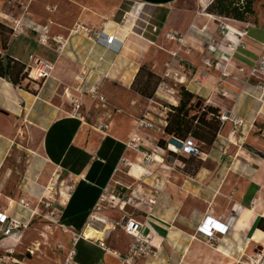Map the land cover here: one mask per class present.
Here are the masks:
<instances>
[{
  "label": "crops",
  "instance_id": "1",
  "mask_svg": "<svg viewBox=\"0 0 264 264\" xmlns=\"http://www.w3.org/2000/svg\"><path fill=\"white\" fill-rule=\"evenodd\" d=\"M138 1L142 8L128 15L126 26L105 22L108 16L100 14H82L69 29L49 20L51 37L68 40L62 55L40 45L30 29L19 37L7 29L17 19L28 27L49 21L0 9L6 26L0 28V54L26 65L27 73L40 59L54 66L48 79L27 76L19 86L0 77V213L23 224L19 239L0 229V264H64L73 248L70 232L86 233L92 213L108 222L90 226L97 236L77 242L75 264H126L132 238L122 226L130 219L143 225L157 251L155 258L135 264L264 261V73L259 68L264 24L180 9L179 0ZM80 23L115 36L120 49L100 45L82 31L74 34L76 26H84ZM222 24L233 33L222 35ZM170 32L184 36V46L169 41ZM161 40L166 48L157 45ZM157 52L168 62L161 72L155 66L150 71L161 79L171 74L174 97L161 92L145 98L133 87L140 68ZM84 81L98 87L105 101L81 93ZM177 87L194 94L201 109L213 107L220 117H229L220 120L211 145L194 138L200 157L174 153L165 133L168 108L161 102L178 106ZM146 114L155 128L138 129ZM100 125L110 127L99 130ZM134 134L143 138L141 152L126 147ZM161 140L165 147L159 146ZM154 145L161 148L158 161L146 165L144 153ZM154 195L157 203L147 204ZM107 199L112 205L104 207ZM206 222L224 225L225 233L209 242L199 230Z\"/></svg>",
  "mask_w": 264,
  "mask_h": 264
},
{
  "label": "built area",
  "instance_id": "2",
  "mask_svg": "<svg viewBox=\"0 0 264 264\" xmlns=\"http://www.w3.org/2000/svg\"><path fill=\"white\" fill-rule=\"evenodd\" d=\"M27 9L25 10V14L27 13ZM53 22L49 21L48 25L45 26H38L34 25L32 27H28L27 24H25L22 19H17L14 21L13 24L7 25L8 30L10 31L11 35L14 37H19L21 35H25L27 30L30 29L32 32L36 33L38 36L37 42L45 46L49 49H53L56 51L59 55H62L67 46H68V40L65 39L63 36H54L51 37V29ZM203 32H207V28L204 27ZM220 33L227 37L230 33H233L229 26L226 24H222L220 26ZM84 32L89 39L94 40L96 43L100 45H105L108 47H112L114 50H119L120 46L117 45V40L115 36L108 34L104 29L102 30H95L90 29L85 26H76L75 30H73L74 34H77L78 32ZM156 31V29H155ZM238 36H241L239 34H236ZM166 38L169 41L177 42L179 46H184L185 44V37L182 35H179L176 32H170L166 35ZM209 39L212 40V37L209 36ZM241 44V43H240ZM190 51L187 50V53ZM178 52L172 53L173 57H177ZM31 60H34V57H30ZM28 69V76L33 80H46L51 76V73L54 70L53 64L50 62L40 59L35 62L34 66L27 67ZM260 70L264 73V58L261 60L259 64ZM85 75V74H84ZM166 78H170L171 74L167 71L165 74ZM86 81L84 83L80 84V92L84 93L88 97L99 100L100 102H104L105 98L103 95L100 94L99 88L96 86H86ZM167 93L169 97H174L176 95V90L171 85H169L166 81H162L155 92V95ZM153 101V99H150ZM76 104V108H80V103H78L77 100L74 101ZM229 117L221 116L222 121L228 120ZM235 125H241L242 122L238 120H234ZM110 125H100L98 127L99 130H108ZM137 128L138 129H145V130H151L155 128L154 120L151 119L148 114L144 115L142 118H140L137 121ZM173 146H170L172 151L176 153L177 155H183L188 157H200L202 155L201 145L198 141H196L193 137L189 136L186 139H172ZM126 147L128 149H131L133 151L141 152V149L143 148V138L139 134H134L130 140L126 143ZM157 151H161V148L158 146H153V149L150 153H144L143 161L146 165H150L153 162L158 161V158L155 156L157 154ZM159 181L157 180L155 182V190L156 193L160 192V189H158ZM143 202L144 200H140ZM157 203V196L154 195L152 198H150L147 202V204L155 205ZM21 205L24 208H28L29 204L25 203L24 201H21ZM46 208L51 207V203L47 202L45 203ZM107 220L104 218L98 217L95 213H92L90 215L89 219V227H94V225L100 226V225H107ZM208 222V221H207ZM204 223L200 226L199 230L201 233L204 234V236L208 239L209 242L216 241V235L225 233L226 229L223 228L224 225H219V223L215 224L214 222L211 223L209 226L208 224ZM23 227V224L13 218H10L8 215L4 213H0V229L1 232L10 238L13 239H19L20 236L18 234V231ZM123 231L129 235L132 238V243L130 244L129 250L127 255L124 257V261L126 264H135L136 260L139 258H155L157 256V251L155 250L154 244H153V238L151 235H145L142 231L143 225L133 219H130L122 226ZM72 235L73 240V248L68 254L65 263L64 264H75L74 258L76 254V245L77 242L85 236V233H75L70 232ZM86 237V236H85ZM100 246L105 251H109V248L106 246V243L104 241H100ZM4 260L3 256H0V263ZM264 264V261L262 262Z\"/></svg>",
  "mask_w": 264,
  "mask_h": 264
},
{
  "label": "trees",
  "instance_id": "3",
  "mask_svg": "<svg viewBox=\"0 0 264 264\" xmlns=\"http://www.w3.org/2000/svg\"><path fill=\"white\" fill-rule=\"evenodd\" d=\"M253 0H213L207 7L206 13L219 19L230 20L241 23H251L249 17L255 16ZM258 25V22H252ZM0 28L6 26L0 23ZM8 29V28H7ZM8 37H3V44H6ZM144 72V65L140 68L134 83V89L145 98H152L155 95V88L151 90L153 80L155 86L161 83V78L149 71L146 81L138 86V79ZM26 65L18 60L0 54V77L10 80L15 86H19L27 79ZM180 100L178 106L170 104L165 133L172 139H186L191 136L206 145H211L219 132L220 120L219 111L213 107L201 109L199 100L194 94L180 87ZM165 141H159V146L165 147Z\"/></svg>",
  "mask_w": 264,
  "mask_h": 264
},
{
  "label": "rangeland",
  "instance_id": "4",
  "mask_svg": "<svg viewBox=\"0 0 264 264\" xmlns=\"http://www.w3.org/2000/svg\"><path fill=\"white\" fill-rule=\"evenodd\" d=\"M212 1L213 0H179L176 5L180 9L195 10L200 13L203 9L206 11ZM253 3L255 16L249 17V20L264 24V0H253ZM141 8L142 6L138 0H0V9L2 11L8 13L15 12L16 15H20L27 9L30 15L39 22L53 20L55 23L61 24L68 29L78 23L82 14L95 16H98V14L105 15L108 16L107 19H104L105 22L110 20L117 22L119 26H126L130 18L128 15ZM80 24L91 29H100L99 27H95V25L88 26L84 23ZM149 32L151 33V26L148 28V33ZM157 45L166 48V44H164L162 40L157 43ZM156 49L162 51L158 48ZM160 54L162 53H151L149 58H147L148 60H146L144 64V72L138 79V86L146 81V75L152 67L155 66L159 69V72L162 71V68H164L168 61L167 58L163 59ZM163 80L169 85L174 86L175 82L171 78L161 79V82ZM155 82L156 80L152 81L151 90L154 88L157 90L158 85L155 86ZM177 89L180 93V87H177ZM161 103L169 110L170 104H167V102ZM192 165L194 168L198 163L194 162ZM103 205L104 207H109L112 203L107 199ZM97 216L100 217L98 214Z\"/></svg>",
  "mask_w": 264,
  "mask_h": 264
},
{
  "label": "bare ground",
  "instance_id": "5",
  "mask_svg": "<svg viewBox=\"0 0 264 264\" xmlns=\"http://www.w3.org/2000/svg\"><path fill=\"white\" fill-rule=\"evenodd\" d=\"M85 236L87 237V238H94V237H96L97 236V232H94V230H92L90 227H88V229L87 230H85Z\"/></svg>",
  "mask_w": 264,
  "mask_h": 264
},
{
  "label": "water",
  "instance_id": "6",
  "mask_svg": "<svg viewBox=\"0 0 264 264\" xmlns=\"http://www.w3.org/2000/svg\"><path fill=\"white\" fill-rule=\"evenodd\" d=\"M263 249L261 248L260 251H262Z\"/></svg>",
  "mask_w": 264,
  "mask_h": 264
}]
</instances>
